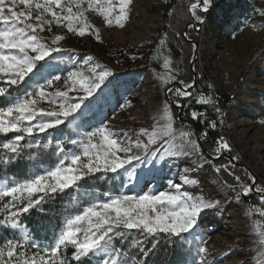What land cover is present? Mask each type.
<instances>
[{
    "label": "rangeland",
    "instance_id": "obj_1",
    "mask_svg": "<svg viewBox=\"0 0 264 264\" xmlns=\"http://www.w3.org/2000/svg\"><path fill=\"white\" fill-rule=\"evenodd\" d=\"M167 2L168 0H132L129 18L124 22L123 28L115 25L107 27L103 17L95 11H89L88 21L99 30V41L94 35L86 34L81 37L68 33L65 27H57L55 24L51 26V32L46 26L44 32L38 33L43 42L52 47H60L62 51L52 53L50 58L40 61V69L26 77L30 78L26 83L21 82L19 86L26 92L32 91L35 84L43 83L44 78L52 75H59L62 79L45 91L65 90L64 78L68 72L79 69L89 55L94 58V63L110 69L112 74L100 89L83 101L78 113L74 114V119L69 117L65 121V131L61 130L55 140H51L52 145L48 149L25 147L26 156L32 164L31 175L37 170L51 169L59 163L62 157L56 153L55 146L62 139H79L76 135L77 124L81 125L78 129L80 132L91 131L101 124L107 125L113 133L118 134L115 138L127 143L128 137L123 135L124 131L135 140V133L141 128L151 129L152 124L160 117L163 105L168 103L174 116V127L178 131L191 132L188 127L193 122L189 120V114L195 112L196 105H202L197 104L196 99L204 95L214 101L213 95L217 97L220 92L227 94V97L232 94L233 98H229L222 107L216 102L205 105L208 108L206 111L211 110L213 115L209 126L211 122H215L220 134L218 139L222 137L230 145V150H223L220 154L227 158L229 165L240 164L248 171L249 176L255 178V185H252V181L248 184L253 189L256 185L264 187V123H261L264 121V17L256 12L257 9L264 10V0H220L216 9L203 13V23L192 19L194 27L191 28L199 34L198 42L187 40V27L191 23L184 28L183 38L194 46L190 59L193 86L189 89L193 95L188 97L187 105L181 107L182 120L177 119L179 109L169 101L168 97L171 99L170 95L173 94L167 90L182 87V84L176 79L171 84L162 85L156 78L157 73L164 74L166 71L161 66L165 55L172 61V74L178 72L176 60L167 42L157 50L160 39L166 41L164 24ZM16 10H23V6L17 5ZM252 24L257 27L253 29ZM57 34L65 38L57 45H52L51 40ZM194 43L196 52L191 64ZM195 63L203 73L206 89L195 86ZM68 86H71V81ZM77 89L78 85L68 93L71 102H79V97L84 95ZM171 106L177 108L176 112ZM38 107L58 110V104L51 105L47 101H41ZM216 108L220 109L219 113ZM60 126L62 125L58 127ZM193 132L192 138L199 144V133L196 135ZM41 134L26 137V144L29 141L39 142L40 145L47 143L49 139H43ZM140 139L146 143V137ZM155 149L162 153V143L151 146V150ZM65 150L79 151L70 144ZM142 151L133 147L132 152H121L119 155L126 158L127 155H140ZM230 151L235 154V160L227 156ZM159 153L154 151L147 158L133 160L117 172H97L99 183L104 185L105 191H99L97 187L90 193H85L82 189L75 190L77 201H86L88 206L117 195L136 196L144 193L158 194L161 191L175 193L174 185L179 184L181 192L202 194L205 198H214L219 202L217 207L200 214L194 232L177 238L180 254L185 256L182 257L185 259L184 264H194L198 260L199 246L207 248L208 264H256L257 244L252 222L253 219L260 220L261 227L264 228V217L256 218L254 213L250 219L246 215L248 201L243 195L237 201L236 192L226 187L225 184L228 183L220 173L214 171V166L218 167L215 162L218 158L202 151L196 153L191 149L162 159ZM128 172L135 173L131 181ZM183 176L197 183L186 184ZM3 179L22 182L7 176H3ZM4 184V181L0 182V185ZM236 191L241 189L237 187ZM75 204H79V201Z\"/></svg>",
    "mask_w": 264,
    "mask_h": 264
},
{
    "label": "snow or ice",
    "instance_id": "obj_2",
    "mask_svg": "<svg viewBox=\"0 0 264 264\" xmlns=\"http://www.w3.org/2000/svg\"><path fill=\"white\" fill-rule=\"evenodd\" d=\"M131 4L132 0H0V79L9 87L20 85L38 68L40 61L50 58L52 53L62 51L60 47H52L43 42L38 33L44 32L46 26L49 32L52 30L51 26L55 24L57 27H65L68 33L81 37L86 34L94 35L99 41V30L89 23L87 13L95 11L103 17L107 27L115 25L123 28L124 22L129 18ZM17 5H22L23 10L17 11ZM210 5L211 0H196L190 3L188 11L191 18L203 23V17L197 14V10L207 12ZM256 12L264 17V10L257 9ZM169 15L172 13L169 12ZM33 20L34 23L29 22ZM251 27L255 29L257 25L252 24ZM64 38L63 35L57 34L52 38L51 44L57 45ZM165 43L163 38L160 39L157 50L159 51V47ZM171 65L172 61L165 55L161 66L166 71L164 74H156L162 85L171 84L177 79V76L172 74ZM111 74L110 69L94 63V58L89 55L79 69L68 72L64 78L65 90L45 91L46 88L52 87L54 82L62 79L59 75H52L50 78H44L43 83L35 84L32 91L26 92L23 96L5 100L4 106H0V134L15 135L0 142V150L8 154H18L23 147L48 149L52 145L51 140L42 145L31 141L23 145L21 141L58 127L68 121L69 117L74 119V114L78 113L83 101L100 89ZM69 81L71 86H68ZM180 83L182 87L167 90L179 98L191 97L193 94L189 89L193 84L183 81ZM77 85V90L82 91L84 95L79 97V102H71L68 93ZM7 95V89L0 87V97ZM41 101H47L51 105L58 104V110L39 108L38 104ZM196 103L211 105L214 101L211 97L201 95L196 99ZM177 106H180L179 101ZM216 112L219 113L220 109L216 108ZM191 115L193 119H198L204 114L192 112ZM210 126L214 128L215 122H211ZM80 127L81 125H76V135L79 139L66 138L57 142L55 151L62 158L55 167L37 170L22 182H12L11 186L0 185V198L11 196L13 201L27 200L23 206L13 204L12 207H15L16 211L10 210L8 204L4 205V210L8 214L4 219H0V226L19 229L22 237L7 239L0 244V264H66V257L62 253L69 247L74 249L72 258L77 264L97 252L105 254L106 258L102 264H127L122 259L121 249L114 247L113 236L127 237L129 232L137 230L145 238L156 237L158 234L178 238L182 234L195 231L198 218L204 210L217 207L219 202L214 198L181 192L179 184L174 185L175 193L161 191L158 194L117 195L103 202L91 203L69 215L58 235L47 245L33 242L27 229L16 218L40 203L43 197L33 199L35 194L64 191L88 174L101 171L117 172L133 160L147 158L153 155L154 151L159 153V149L151 150V146L158 142L163 146V152L159 153L161 159L167 155L180 154L185 149L201 152L197 140L192 138V132L178 131L174 127V116L168 103L163 105L161 115L152 124L151 129L141 128L135 133V140L124 131L123 135L128 137L127 143L115 138L118 134L113 133L107 125L101 124L91 131L83 132L78 131ZM140 137H146V143ZM65 143L76 146L79 151H66ZM217 144L215 148L217 154L223 150H230V145L222 137ZM133 147L143 151L140 155H127L126 158L119 155L121 152H132ZM232 159L235 160L236 157ZM222 168L228 175L234 176L237 182L236 185L225 184L236 192L237 201L241 199V195L248 196L253 191L264 193V187L256 185L253 189L252 185L256 184L254 177L249 176L252 185H248L241 181L240 176L230 172L227 166H214V171L220 173ZM134 175V172H128L129 181ZM182 179L186 184L197 183L187 176H183ZM237 187L241 191L237 192ZM259 200L264 205V195H260ZM254 213L264 217V207L250 206L246 215L251 219ZM117 229L126 231H116ZM252 229L257 244L256 264H264V228L261 227V221L253 219ZM140 245L141 240L133 238L130 246ZM152 247L153 249L156 247L155 242ZM32 249L35 251L30 256L27 255ZM197 257L198 260H195L194 264H208L207 248L199 246Z\"/></svg>",
    "mask_w": 264,
    "mask_h": 264
},
{
    "label": "trees",
    "instance_id": "obj_3",
    "mask_svg": "<svg viewBox=\"0 0 264 264\" xmlns=\"http://www.w3.org/2000/svg\"><path fill=\"white\" fill-rule=\"evenodd\" d=\"M196 0H168L165 12V24L164 31L166 34V42L169 46V50L173 55L177 63L178 72H176L177 80L184 83H192L193 76L190 70V59L192 54L193 46L188 41L198 42L199 34L191 27H187V40L183 38L184 28L188 26L191 21V13L188 11V5ZM220 0H211L209 9H216L217 4ZM220 4V3H219ZM169 12L172 15H169ZM204 12L197 10V14L204 16ZM188 24V25H187ZM42 65L38 64V69ZM194 73L196 75V84L201 89H206V83L204 81L203 73L199 70L197 64H194ZM30 78H25L23 81L26 83ZM23 83V84H24ZM0 87L7 89V96L0 97V106H4L5 100L17 98L23 96L26 91L21 89L19 85L8 86L4 80H0ZM170 95V94H169ZM171 99L177 103L179 101L180 107L184 108L187 105L189 98H179L174 95H170ZM217 97H227V94L218 92ZM228 102V100H227ZM171 109L176 112L177 108L171 106ZM208 108L205 105H196L195 112L203 113L202 117L193 119L192 115L189 114V120H192L193 127L199 133L201 143L210 156H216L215 159L217 166H227L228 170L234 175L240 176L241 181L246 184H250L248 171L245 170L240 164L234 163L233 165L228 164L227 158L223 154H217L215 152L216 146L212 143L211 138H219V130L216 127L209 126V120H213L212 111H206ZM189 126V130L194 134L193 127ZM65 124L60 127L48 130L41 135L49 140H55L56 136L62 131H65ZM15 134L9 133L7 135L0 134V142H4L7 139L13 138ZM202 137V138H201ZM64 140V139H62ZM26 140L21 141V144L25 145ZM65 149H68L69 144L65 143ZM227 156L233 157L235 154L230 151ZM32 164L28 160L25 153V147L21 149L18 154H8L0 150V182L4 181L5 184L11 186V180H4L3 176H7L9 179L16 181H23L31 176ZM221 177L231 185H236L234 176L228 175L223 168L221 169ZM99 189V191H105V187L102 183H99L98 174L92 173L83 176V178L77 181L72 187L65 189L64 191H57L55 193H38L35 194L33 199H40L38 205H34L27 213H21L18 221L24 225L28 233L31 236L33 242L47 245L53 241V238L58 235L59 231L63 227L66 218L69 215L75 214L76 211L82 210L86 206L87 202L79 201L76 197V191L82 189L85 193H90L93 189ZM259 195L251 192L248 196L243 198L248 201L247 206L250 207H264L259 200ZM87 199V198H85ZM27 203V200L13 201L11 196L0 198V219H4L7 216V211L4 210V205L8 204L9 209L16 211L13 204L17 206H23ZM75 204V205H73ZM256 218H259L258 214H255ZM116 231H126L123 229H117ZM110 235H113L110 233ZM22 233L19 229H12L11 227L0 226V244L7 239L20 238ZM133 238L140 239L141 245L139 247H131V241ZM177 237H167L164 234H158L156 237L142 236L137 230H132L127 234V237L113 236V245L116 248L121 249L122 259L127 264H184L185 256L180 254V248L177 246ZM156 243V247L153 249V243ZM151 249V251H148ZM35 250L32 249L27 252V255H31ZM74 249L69 247L65 252L62 253L66 257V264H77L72 258ZM147 252V255L144 253ZM106 258L105 254L97 252L94 255H90L87 258L81 260L80 264H102L103 259ZM182 261V262H181Z\"/></svg>",
    "mask_w": 264,
    "mask_h": 264
},
{
    "label": "water",
    "instance_id": "obj_4",
    "mask_svg": "<svg viewBox=\"0 0 264 264\" xmlns=\"http://www.w3.org/2000/svg\"><path fill=\"white\" fill-rule=\"evenodd\" d=\"M191 26L194 27V23H191ZM194 44H195V43H194ZM195 52H196V44H195V49H194L193 58H192V60H191V64H192V62H193L194 59H195ZM194 80H195V75H194ZM168 99H169V101L171 102V104H172L173 106H175V107H177V108L179 109V110H178V114H177V119H178V120H182V119H181V107H180V106L178 107V106L174 103V101H172V100L170 99V97H168ZM192 125H193V124H191V126H192ZM194 131H195V134L197 135V134H198V133H197V130L194 129ZM199 145H200L201 151L207 155V153H206V151H205V149H204V147H203V145H202V143H201L200 138H199Z\"/></svg>",
    "mask_w": 264,
    "mask_h": 264
},
{
    "label": "built area",
    "instance_id": "obj_5",
    "mask_svg": "<svg viewBox=\"0 0 264 264\" xmlns=\"http://www.w3.org/2000/svg\"><path fill=\"white\" fill-rule=\"evenodd\" d=\"M213 97H214V102H216L217 105L220 107H222V104H227V100L229 99V95L228 97H216L213 95ZM211 139H212V143L217 147L218 146L217 142L219 141V139L218 138H211Z\"/></svg>",
    "mask_w": 264,
    "mask_h": 264
},
{
    "label": "bare ground",
    "instance_id": "obj_6",
    "mask_svg": "<svg viewBox=\"0 0 264 264\" xmlns=\"http://www.w3.org/2000/svg\"><path fill=\"white\" fill-rule=\"evenodd\" d=\"M229 98H230V99H232V98H233V95H232V94H231V95H229Z\"/></svg>",
    "mask_w": 264,
    "mask_h": 264
}]
</instances>
